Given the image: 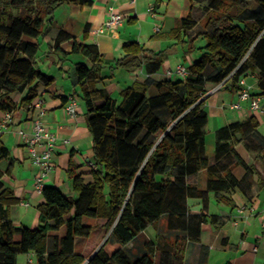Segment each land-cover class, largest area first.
<instances>
[{
  "label": "trees",
  "instance_id": "obj_1",
  "mask_svg": "<svg viewBox=\"0 0 264 264\" xmlns=\"http://www.w3.org/2000/svg\"><path fill=\"white\" fill-rule=\"evenodd\" d=\"M191 1L206 3L202 28L195 30L196 20L188 15L166 36L182 31L194 36L193 41L202 37L205 52L190 66L185 79L155 82L159 95L154 97L148 93L149 80L134 81L121 91L119 99L99 88L98 83L105 78L107 66L130 73L148 63L149 72H156L165 60L163 52L147 54L139 42L128 41L123 45V56L111 64L96 45L78 42L74 37L72 52L89 61L75 62L74 69L97 167L88 168L89 181L76 174L75 167L70 168L68 174L78 194L75 198L46 184L45 202L39 205V223L34 228L14 225L10 207L19 199L2 180L12 162L7 170L0 169V264H17L18 255L25 253H33L37 264H155L157 249L162 253L161 264H182L184 241H199L205 223L218 226V215L191 213L187 198L202 197L206 202L210 191L228 189L223 174L229 173L233 164L243 163L235 143L248 134L260 135L254 118L220 129L212 162L206 154L204 128L208 115L202 106L208 83L229 84L231 90L238 91L240 78L254 74L257 93L264 94V0ZM68 2L91 1L0 0L1 110H18L32 102L37 96L36 82H54V77L37 69L36 57L56 11ZM67 37L61 34L57 43ZM25 90L21 100L15 102L12 95ZM98 100H102L100 105H96ZM162 108L170 120L159 114ZM236 133H240L239 138H235ZM260 140L264 149V138ZM7 157L6 147L1 146L0 161ZM202 169L208 174L203 190L189 183V178ZM163 216L169 229L179 231L175 245L148 242L143 254L130 256L126 245ZM85 218L105 219L103 227L110 234L92 252L91 245L87 253H77L76 238H89L94 229L84 222ZM63 227V235L55 233ZM169 252L171 258L166 262L164 255Z\"/></svg>",
  "mask_w": 264,
  "mask_h": 264
},
{
  "label": "crops",
  "instance_id": "obj_2",
  "mask_svg": "<svg viewBox=\"0 0 264 264\" xmlns=\"http://www.w3.org/2000/svg\"><path fill=\"white\" fill-rule=\"evenodd\" d=\"M88 4L68 2L62 5L55 13L51 28L41 39V49L36 57V67L44 74L54 77V82L46 85L36 82L37 94L44 99L45 114L43 122L47 128L58 137L57 149L53 155V170L47 175L46 184L59 187L63 194L77 197L73 190V179L69 176L70 168L75 167V173L81 174L90 180L88 160H94L93 141L86 124L85 106L79 96V86L74 69L75 62L87 61L81 54L73 53L74 37L78 42L96 45L99 52L111 64L123 56V45L128 41L139 42L147 54L163 52L165 60L156 72H149L148 63L134 72H127L122 68L104 70L102 81L98 87L119 99L120 93L134 81L149 80V96L159 95L155 82L176 80L178 77L167 75V70L175 69L180 64L190 68L200 55L205 52V39L198 37L193 41L181 31L176 36H166L176 27L180 19L192 15L196 20L195 30L202 28V20L206 12L203 10L206 3L191 0H90ZM123 15V22L115 28H105L104 23L109 8ZM153 7V12H150ZM156 25L160 30L155 29ZM190 32V31H189ZM61 34L67 38L57 43ZM89 62V61H87ZM257 76L248 77L253 84L252 91L259 92ZM76 84V85H75ZM221 94L208 91L202 109L208 115L205 126L206 154L214 162L217 153V136L220 129L232 124H242L254 118L257 123V132L260 136L248 134L234 147L243 163L233 164L231 171L223 175L228 181V189L220 192L210 191L208 200L202 197L189 196L187 206L191 213L207 212L218 215V226L211 223L202 225L199 241L185 240L182 264H264V230L261 225V215L264 210V149L261 140L264 138V117L250 109L249 102H242V108L233 109L231 103L238 99L237 91L231 90L222 83ZM212 83L207 84V88ZM220 85V84H219ZM24 92L14 93L12 98L19 102ZM75 94L79 105L77 115L69 116L65 111L67 96ZM102 100L96 101L100 105ZM165 119L170 116L165 108L158 110ZM31 114L22 106L15 114L11 130L0 138V147L7 149L8 157L0 161V169L7 170L12 162L11 170L2 178L5 186L13 190L19 201L10 207V215L16 227L34 228L39 223V205L45 202L43 193L35 190V177L38 172L26 146L17 135V130H30ZM211 132L214 142L210 146L206 142V133ZM235 138L240 137L236 133ZM262 137V138H261ZM69 140L63 143V139ZM233 139L229 140L230 142ZM208 174L202 169L189 178L192 186L203 190L207 186ZM28 203L29 205H25ZM242 205H253V211L240 214L237 209ZM84 222L94 227L89 238L77 237L75 251L87 253L92 245L91 252L100 247L110 234L103 225L105 219L85 218ZM65 233L63 227L55 232ZM179 231H173L167 226L166 216L150 224L133 241L125 247L126 252L133 258L146 251V244L152 242L174 246ZM181 236L185 233L181 232ZM15 238L18 240L19 235ZM172 252L165 253L164 261L169 262ZM33 253L18 255L17 264H37L35 256L28 262ZM162 253L157 249L154 253L155 264H161ZM84 264H88L85 262Z\"/></svg>",
  "mask_w": 264,
  "mask_h": 264
},
{
  "label": "built area",
  "instance_id": "obj_3",
  "mask_svg": "<svg viewBox=\"0 0 264 264\" xmlns=\"http://www.w3.org/2000/svg\"><path fill=\"white\" fill-rule=\"evenodd\" d=\"M150 12H153V7H150ZM123 15L115 11L113 7L109 8L107 19L104 23L103 30L105 28H115L122 24ZM155 29L160 30V26L156 25ZM189 74V68L185 64L178 65L175 69L167 70V75L171 77H178L185 79ZM253 84L248 82L247 77H241L239 80V90L237 91L238 99L231 103V108H242V102L248 101L250 109L264 117V94H260L252 91ZM79 105L78 98L75 94L67 96L65 104L66 113L75 117L78 113L77 108ZM22 108L31 114L30 130L20 129L17 130V135L22 143L26 146L29 157L32 163L37 166L38 172L35 177V190L38 193H43V189L46 186L47 175L53 170V155L57 149L58 137L56 133L47 128L43 122V116L45 114L44 99L37 94V96L28 104L22 105ZM17 110H1L0 109V138L7 134L11 130V126L14 123L15 114ZM63 143H68L69 140L64 138ZM87 164L90 168L95 169L97 166L94 160H88ZM25 205H29L25 203ZM253 205L239 206L237 211L242 214L246 211H253ZM261 225L264 230V210L261 215ZM34 256H30L28 262H32Z\"/></svg>",
  "mask_w": 264,
  "mask_h": 264
},
{
  "label": "rangeland",
  "instance_id": "obj_4",
  "mask_svg": "<svg viewBox=\"0 0 264 264\" xmlns=\"http://www.w3.org/2000/svg\"><path fill=\"white\" fill-rule=\"evenodd\" d=\"M252 5H255V4L252 2ZM203 21H202V23H203ZM222 85H223L222 83L220 85L219 84L218 85L217 84L216 85L215 84H212L207 89L210 92H214V93H217V94L218 93L221 94L222 92H225V91H223V89H221L222 88ZM207 94H209V93H207ZM206 142H207V145L208 146H210L211 143L214 142V136L209 131H207V133H206Z\"/></svg>",
  "mask_w": 264,
  "mask_h": 264
}]
</instances>
